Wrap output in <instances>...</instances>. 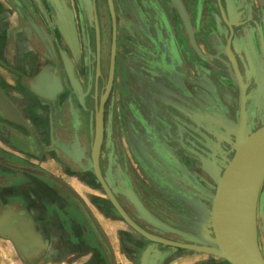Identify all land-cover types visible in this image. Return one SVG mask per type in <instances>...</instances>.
<instances>
[{
  "label": "flooded vegetation",
  "instance_id": "obj_1",
  "mask_svg": "<svg viewBox=\"0 0 264 264\" xmlns=\"http://www.w3.org/2000/svg\"><path fill=\"white\" fill-rule=\"evenodd\" d=\"M189 1L191 0H180L187 17H189L196 50L193 48L187 33H185L178 11L171 0H110L112 8H110L109 0H32L37 4L38 11L44 13V17L41 16V24L44 27H39L33 22L29 24V27L34 33L36 32L33 26L39 32L42 40L36 35L45 48L44 56L48 64L44 81L45 87L40 85L35 89V93L38 95L40 93L38 90L44 93L53 91V96L23 98V106L26 109L24 113H21L16 105L6 98L16 109L21 122L8 119L7 122L15 125L16 129H13V132L10 133L6 132L10 129H8L9 127L6 128L7 126L3 122L2 125L6 127H2L0 131L6 136L5 138L9 137L10 140L14 138L12 134H15V137L16 135L22 136L29 147L27 154L31 161L35 159L42 161L45 156H50L51 160L60 162L61 165L57 166L65 176L81 178L86 183L92 182L94 186L99 183L92 166L89 164L92 163L89 132L91 127L92 133H94L95 118L97 112L101 110L102 142L97 164L101 178L112 192L123 212L140 229L153 236H162L167 241L185 244L189 242L185 238L188 239L190 236L194 238H212L211 233H206V228L209 223L210 200L213 195L215 180L201 171L203 162L197 155L206 158L208 162L217 167L216 170H210L212 174L217 173L216 177L219 174L221 176L222 171L232 157V147L226 141L235 142V137L232 136L234 133L225 130L214 122L217 118L216 115L227 118L237 128H240L239 121L242 119L241 122H243L244 118L240 116L239 101L244 98L243 110L246 128L252 133L260 128L264 122V106L262 108L261 105L264 100V0H197V2L195 0V6L200 8L207 6L212 20L211 31L206 33L204 38V52L196 41L192 19L187 9ZM17 4L19 3L17 2ZM66 7L70 8L71 13L69 14L70 16L72 14L73 20H76L82 27L85 38V42L79 47L81 52L77 63L71 60L68 51L64 50L61 44L62 40L59 32L66 31L67 34H70L71 31H74L73 27H65L66 21L64 18L61 22H58V18L62 16ZM14 8H17L15 4ZM22 8L27 13L26 19L28 18L29 22L31 19L33 20L34 18L30 15L32 13L30 11L33 10H29L24 6ZM50 8H53V13L49 11ZM165 13L173 19L174 23H176V20L180 22L186 37V47L181 46L182 48H179L176 39L171 35L170 29L167 31L158 26L159 17ZM166 23L170 25L169 21ZM173 26L175 27V25ZM130 31L133 40L136 42L135 49L130 46L131 43L128 38ZM154 39H157L156 45H154ZM132 51H134L136 57L130 55L129 52ZM164 61L170 66L163 71L159 68V65ZM208 64L213 67L212 71L206 68ZM133 80L138 82L134 86L138 89L137 101L131 98L130 101H133V105L138 108L137 112L128 107L127 100L131 95L130 86L131 82L134 83ZM73 81L81 92L82 102H80L79 95L74 89ZM191 82L200 85L201 90H196V94L190 93L191 87L189 85ZM117 98H119V102H117ZM118 104L123 118V140L125 143V145L123 144V167L126 166V169H123V173L118 170L117 166L114 167L113 160H111L113 152L120 154L119 150H121L120 143L117 140L119 127L115 110ZM65 110H68L67 115ZM163 110H166L167 113L164 114ZM1 111L5 113L2 109H0V113ZM39 111H42L40 114L46 116V119L43 120L41 126L33 125V127L41 132L46 144H44V147L38 145L37 149L34 138L36 136L33 133L35 130L30 128L24 114L30 116L34 112V114L39 115ZM158 111L161 116L169 117L168 119L163 118L170 125L165 131L178 136L181 154L194 161L191 163L189 160H183L189 168H192L194 164L198 169V174L194 176V180L197 182L202 177L211 184L208 185L201 180V185L204 188L208 187L211 191V194L206 197L200 194L205 205L203 215H201V211L189 205L184 207L185 213L191 217L193 216L192 218L197 215L205 217L204 224H199L197 229L192 227L183 229L179 224L174 222L170 224L166 223L165 219L163 221L159 219L169 228L186 234L188 237L185 238L180 234L171 232V230L159 229L148 224L125 196L126 189L130 188L148 211L153 212V215L157 213L156 207H152L148 203L152 208L151 210L142 200L137 189L140 183L137 184V175L125 159L124 147L128 143L133 144L134 130L140 134L139 139L141 142L138 144L144 146L148 143L143 130L151 124L150 122H154L152 128L155 131L159 129V124L155 122V115H158ZM138 112L142 123L136 120L135 124L131 126L129 119L134 121L135 117L138 116ZM170 113L186 119L193 126V131L199 135V138H196L192 133L173 128ZM2 118L4 117L2 116ZM191 119L195 120L196 123ZM142 124H145V126L143 127ZM30 132L34 136H29ZM25 134L26 136H23ZM154 135L150 138H154ZM75 136L82 142L79 149L73 147V142H68V144L61 141L62 139H74ZM30 137H32L33 142L35 141L34 143ZM158 137L164 138L157 134L156 138ZM173 139V135L168 137L170 141ZM207 145L213 151V154L201 153V150L204 149L203 146L207 147ZM196 150L200 151L196 152ZM0 164L3 166L1 169H5V174H7L6 170H14L33 179H30V181L42 180L44 184L49 185L47 187L48 191L52 190L55 193L62 190L68 198L75 200L79 205L74 198L78 196L77 193L66 184H64V187L59 185L61 177L27 163L8 166L7 163L4 164L0 161ZM82 168H85V173L79 174ZM186 172L188 177L192 178L193 173L187 170ZM5 174H2L0 178L7 176ZM108 177L116 181L115 188L110 187ZM133 183H135V186L132 185ZM100 191H102L101 186ZM261 192L260 189L256 215H258L259 210L258 204L259 207L261 204ZM105 200L103 202L94 198L92 202L98 203L97 207L100 210L105 212L108 209L109 211L106 212H110L111 215L115 213L123 221L118 213L113 210L107 198ZM15 206L7 200L5 204L0 205V209L9 211L10 207ZM19 207L20 212L24 210L21 206ZM159 213L165 215L160 210ZM85 218L87 219L86 215ZM123 223L131 229L136 240L143 244L142 247H139V245L136 247L131 243L135 238L123 237V248L139 253L136 257L138 263L143 250L146 257L154 264H164L163 259L168 260L166 258H170L172 255L176 256L179 252L170 251L167 246L163 245L162 248L157 243L148 241L126 222L123 221ZM16 234L18 239L26 246L34 245L35 239L29 230L21 229L20 233L17 232ZM96 236L103 246V242L97 234ZM205 244L209 245L207 241ZM103 247L108 259L110 256L113 259L111 248L109 247L108 251L105 245ZM153 249L160 251H158L157 256ZM196 255L214 260L209 255L201 253H196ZM218 262L219 264H225L222 261Z\"/></svg>",
  "mask_w": 264,
  "mask_h": 264
},
{
  "label": "crops",
  "instance_id": "obj_2",
  "mask_svg": "<svg viewBox=\"0 0 264 264\" xmlns=\"http://www.w3.org/2000/svg\"><path fill=\"white\" fill-rule=\"evenodd\" d=\"M14 4L17 8H14ZM21 5L29 10L32 9L31 6L33 7V11H30L33 14L30 15L35 20L31 19L29 22L28 18L26 19L27 13ZM39 12L37 4L32 0H0V91L16 105L21 113L26 111L22 102L23 98H34L35 96V98H43L35 93V89L40 85L45 87L44 81L48 71L44 46L36 33L29 27L32 22L39 27L42 26ZM33 15L39 16L37 18ZM34 112L30 116L24 114V117L30 128L35 130L33 133H35L36 142H34L38 149V145L44 147L46 142L41 132L37 131L33 125L41 126L46 116L40 114L42 111H39V115ZM36 113L38 112L36 111ZM7 121L9 120L0 116V131L2 127L7 126L6 128L9 127L10 130H6V132H13L12 130L16 129V126ZM3 122L6 126L2 125ZM12 135L14 138L10 140L0 132V161L4 164L7 163L8 166L27 163L47 170L46 161L49 156L42 158V161L36 159L31 161L27 154L29 147L25 139L19 135L16 137L15 134ZM30 135L34 136L31 132ZM31 140L33 142V139ZM55 164L56 167L61 165L57 160ZM1 165L0 176L5 174V169L2 170L3 166ZM6 173L7 176L0 178V205L5 204L8 200L11 205L16 206L10 207L9 211L0 209V216L8 218L15 213H24L36 246L32 245L34 249H30L33 250L23 249V251L13 240L0 237V264H140V261L138 263L136 259L139 253L123 248V236L127 235L123 224L110 212L90 206V201L96 198V193L85 190L83 181L56 175L61 177L60 181L63 185L70 186L77 193L88 208L111 248L113 260L110 259L111 256L109 259L101 256L99 247L104 250V245L102 246L99 242L81 207L75 200L68 198L64 191L60 190L55 193L52 190L48 191L49 185L44 184L42 180L30 181L31 178L14 170H6ZM91 203L95 205L94 202ZM17 206H21L24 210L20 212L21 209ZM18 224L20 227L21 223L18 222ZM117 237L119 240L116 239ZM131 243L136 247L143 246L136 239H133ZM117 250L120 252L118 253ZM163 262L164 264H206L207 262L219 264L215 259L198 258L192 262L185 256L175 255L171 259H163Z\"/></svg>",
  "mask_w": 264,
  "mask_h": 264
},
{
  "label": "rangeland",
  "instance_id": "obj_3",
  "mask_svg": "<svg viewBox=\"0 0 264 264\" xmlns=\"http://www.w3.org/2000/svg\"><path fill=\"white\" fill-rule=\"evenodd\" d=\"M196 2H197V0H196ZM196 2H195V0L189 1V5L187 6V9H188L190 17L192 19V26H193V29L195 31L196 41H197L200 49L204 52V50H205V39L204 38L206 37V33H208V32L210 33V31H211L212 20L209 16L207 6L200 8L199 6H195ZM31 8H32L31 10H33L32 6H31ZM49 11L51 13L54 12L53 8H50ZM69 13H71L70 8H68V7L64 8V12L61 16L62 18L61 17L58 18V22H61V20L64 18L66 21L64 24L65 27H69V28L73 27L74 31L73 32L71 31L70 34H67L66 31H64L63 33H61V32H59V33H60V37L62 40V43H61L62 47L64 48V50L68 51L71 60L74 63H77L78 58H79V53L81 52L79 47H81V44L83 42H85V38L83 36L82 27H80L79 23L76 20H73L72 14L70 16ZM48 14L51 15L50 13H48ZM39 15H35V16L33 15V16L37 17V18H38V16L40 18H41V16L44 17V13H42V12H39ZM51 17H52V15H51ZM159 18L160 19L158 22L159 23L158 26L163 28L164 30H167V31L170 29L171 35L174 39H176V44L179 48L181 46L183 48L186 47L187 42H186V39H185L186 37L184 34V29H183L184 27L182 28V26L180 25V22L178 20H176V23H174L173 19L171 17H169V15H167V13L161 15V17H159ZM168 21L170 22V25H169V23L168 24L166 23ZM173 25H175V27ZM42 27H44V25ZM130 34H131V31L128 35V38H129L130 43H131L130 46H132L135 49L136 42L133 40V35L131 34L132 35V37H131ZM153 41H154V45H156L157 39H154ZM129 53H131L130 55L136 57L134 55V51L129 52ZM169 66L170 65L164 61V63H162V62L160 63L159 68H161V70L164 71V70H167V67H169ZM206 68H208V70H210V71L213 70V67L209 64L206 65ZM134 83L131 82V86H130L131 87V89H130L131 95H130V97H128L127 100H128V104H129L128 107L130 109H132V111L137 112L138 108H136L133 105V101H130L131 99H133L134 101H137V90L138 89L136 87L134 88V86L138 82L134 81ZM189 86L191 87L190 88L191 94H193V93L196 94V90H201L199 88L200 85H196L193 82H191ZM117 102H119V98H117ZM261 105L263 108L264 100H263V102H261ZM153 108H155V107H153ZM200 108H201V106H200ZM115 110H116V115H117L116 120L118 122L117 125L119 127L118 128L119 129L118 130L119 136L117 135V140H118V143H120L121 150H119L120 154H116L113 152V154L111 156V160H113L114 167L117 166L118 170L120 172L122 171V173H123V169L124 168L126 169V166L123 167V144L125 145V143L123 140V118H122V113L119 110V104ZM162 112L164 114L167 113L166 110L165 111L163 110ZM65 113L67 115L68 110ZM155 113H157V112H155ZM170 115H172L171 123H173V126H172L173 128H175L176 130L192 133V135L196 136V138H199V135L196 134L195 131H193V129H194L193 126L186 119H184L182 117L174 116L172 113H170ZM216 116L218 117V119L220 121V118H219L220 115H216ZM155 117H156L155 122L157 124H159V126H160L159 129H156V131H155L152 128L154 122H150L151 124H149V126H146L143 130V132L145 133L147 140H148L147 141L148 143L145 144L147 146H145V145L143 146L142 144H138L141 142L139 139L140 134L134 130V132H133V136H134L133 137V144L128 143L127 146L124 147L125 148V154H124L125 159L129 162L130 166L133 168L134 172L137 175V178H138L137 184L139 185V183H140V185L137 189L139 190V193L141 194L140 196H141L142 200L145 202V204L147 205V207L149 209L152 210V208L148 205V203H150V205L152 207L154 206L157 208V213H154V215L152 214L153 212L151 213L149 211L154 217L156 216L158 218V220L160 219L161 221H163V219H165L166 223L171 224L174 222L176 224H179L182 226L183 229L190 228V227L197 229L199 224H201V223L204 224V218H205L204 216L200 217L201 215H203L205 213V212L203 213L205 205H204V202H202L201 196L206 197L209 194H211V191L208 187L204 188L201 185V183H202L201 180L206 182L208 185H211V184L209 183V181L203 179L202 177H200L201 180H197V182L194 180L195 179L194 176L198 174V169L195 167L194 164H193L192 168H189L187 165L184 164L183 160H189L191 163H193L194 161L191 158H186L181 154V152L179 150V149H181V146L179 143L180 139L178 138V136L174 135L173 133L170 134L171 132L165 131V129L168 128L170 125H169V123H166L164 119H168L169 117L161 116L159 111H158V115H155ZM136 120L140 121L142 123V119L140 118L139 112H138V116L135 117L134 121L132 119H129L131 126H132V124H135ZM191 120H193V119H191ZM245 121H246V119H244V122ZM193 122L196 123L195 120H193ZM214 122H216V121L214 120ZM142 125H143V127L145 126V124H142ZM154 134H156V135H154ZM157 134L163 136L164 138H162V137L156 138ZM152 135H154V138L151 139L150 137ZM170 135L174 136V139L172 141L168 140V137ZM232 136H234V135L232 134ZM108 138H109V135H108ZM61 141H65V143H68V142L72 143L73 142V144H74L73 147H75L77 149L81 148V146H82V142H80L76 138V136L74 137V139H69V140L68 139L67 140L62 139ZM198 144L200 145V143H198ZM203 148L204 149L201 150V153H207L209 155L213 154V151L210 150L208 145H207V147L203 146ZM199 151L200 150H196V152H199ZM45 157H47V156H45ZM49 157H48V160L46 161L48 164L47 170L49 171V173H52L53 175H57V176H61V177L65 178L66 176L64 175V173L58 167H56V164H55L56 160H51V159H49ZM210 165H212V164H210ZM210 165L208 166L206 164V168H207V166L210 167ZM214 167H215V165H214ZM80 170H82V171L79 172V174L85 173L84 172L85 168H82ZM186 170L193 173V176L191 175L192 178L188 177V175H187L188 173L186 172ZM201 171L205 175L209 176L202 169H201ZM73 178L83 181L84 182L83 187L85 188V190L94 191L96 193L95 199H97L99 201L102 200L103 202L106 201L105 200L106 199L105 194H103V192H102L103 190L100 191L99 184L96 183L93 186L92 182L86 183V181L82 180L81 178H78V177H73ZM211 178H213V177H211ZM213 179L215 180V178H213ZM108 180H109L110 187L115 188L116 181L111 177H108ZM130 182H132V181L130 180ZM132 185L135 186V183H133ZM215 185H216V180H215ZM261 187H262V188H260L262 191L261 196H260L261 204H260V207L258 204L259 210H258V215H256V222H257V228L256 229L258 232V247H259L261 255L264 259V255H263V252H264V180H263ZM214 189H215V187H214ZM214 189H213V195H212L211 200H210V205H211L212 198L214 196ZM200 194H201V196H200ZM258 197H259V195H258ZM91 202H92V200L90 201L91 207H96V209L100 210L97 207L99 205L98 203L93 205ZM257 202H258V200H257ZM186 205L187 206L189 205L190 207L197 209L198 211H201L202 214L194 216V218H192L193 216L191 217L189 214H186L184 211V207ZM169 209H170V211L168 212ZM256 209H257V205H256ZM159 210L161 211V213H164L165 215H161L159 213ZM101 211H103V210H101ZM106 211H109V210L106 209ZM112 214H113L114 218H117L121 222V224H123L122 225L123 229L125 231H127V235L123 236V237L126 238L128 236L127 238H129V239L135 238L133 235L134 233L131 231V229L128 226H126V224H124L123 221H121L115 215V213H112ZM161 223L164 224L163 222H161ZM164 225H166V224H164ZM159 229H165V228H159ZM207 229H209V228H206V230ZM166 230H167V228H166ZM168 230H170V229H168ZM161 231H163V230H161ZM206 233L208 234V232H206ZM156 237L164 239L162 236H156ZM116 239L119 240L118 237ZM164 240H166V239H164ZM183 244H185V243H183ZM186 244H189V242ZM158 245H160V247L163 248L162 244H158ZM99 249H100L101 256L108 259L107 253L103 250V248L99 247ZM169 249H170V251H179V252H177L176 256H178V257L179 256H185V257H187V259H190V261H192V262H195L198 258L199 259L201 258L204 260L205 259L211 260V258H209V257L202 258V256L196 255L197 252L194 253V251L190 252L189 250H181V249H175V248H171V247H169ZM117 252L119 253L120 251L117 250ZM197 254H200V253H197ZM173 256L174 255L170 256V258L168 257L167 259H171V257H173ZM110 259H112V258H110ZM215 261H217V262L222 261L225 264H227L225 261H223L221 259H215ZM206 264H212V263L207 262Z\"/></svg>",
  "mask_w": 264,
  "mask_h": 264
},
{
  "label": "water",
  "instance_id": "obj_4",
  "mask_svg": "<svg viewBox=\"0 0 264 264\" xmlns=\"http://www.w3.org/2000/svg\"><path fill=\"white\" fill-rule=\"evenodd\" d=\"M110 2V0H109ZM110 8L111 7V2L109 3ZM179 14V13H178ZM180 15V14H179ZM187 15V14H186ZM180 17V16H179ZM181 19V17H180ZM189 19V17H187V20ZM182 24L184 26V29L186 31V33L189 35L191 33V26H190V21H188L189 26L186 27V24L184 25V20L181 19ZM184 22V23H183ZM36 34L38 35V37L40 38L39 32L37 31V29L33 26ZM189 32V33H188ZM40 40H42L40 38ZM193 48L195 49V44L193 45V41L191 39V37L189 38ZM196 50V49H195ZM60 88V86H59ZM40 93H38V96H42V97H49V96H53V91L52 92H42L40 90H38ZM0 99H4L5 101H7L9 103V106L12 108L13 112H15V116L12 114H5L1 111V116H3L6 119H11V120H17L21 122V118L19 117L16 109L14 108V106L6 99V97L0 92ZM244 98H241V100L239 101V109L240 106H242V109L244 107ZM2 107H0L1 109ZM101 109V107H100ZM243 125V122H242ZM264 122L261 125V128L257 129L256 131L252 132V134L247 138L246 141H243L242 143H240V133L234 134L235 137V142L234 144H237L238 142L240 143L239 146L237 147V149L234 152V155L232 157V159L228 162L227 166L225 167V169L222 171L221 177L223 179H229L228 183H225V185L221 186L219 189V197H218V201L217 204L215 203V205L213 206V216L214 219H212V214H211V219H212V226H213V233L215 235V237H218V232H217V227H216V223L217 222V216L218 213L220 212L222 213V226H227L228 227V207L231 201V197H232V192H233V182L235 183L236 178H238L240 176V174L242 173V171L248 166L251 165L253 163H255L256 161H258L262 156H264ZM241 128L243 129V126H241ZM245 132V131H244ZM247 135L249 134V132H245ZM89 138H90V158L92 163L90 162L89 164L94 167V173H95V177L97 179V182L100 184L105 197L107 198V200L110 202L111 207L113 208V210H115L118 213V216L124 221L126 222L131 228H133L136 232H138L141 236L145 237L148 241L151 242H156L158 244H162V245H171V246H175V247H179V248H186L188 250L194 251V252H206L207 254H210V257H213L215 259H222L221 257L217 256L216 257V253L214 252V250L211 248L205 250V249H201L202 246L204 245V237H197L196 239L192 236V237H188L186 234L179 232L177 230L172 229L174 233L180 234L181 236L188 237L185 238V240L189 241V244H181V243H174V242H170L164 239H161L159 237L150 235L149 233H147L146 231L140 229L139 227H137L130 219L129 217L123 212L122 208L120 207L119 203L117 202V200L115 199V197L113 196L112 192L108 189L107 185L105 184V182L103 181V179L101 178V175L99 174L98 170H97V163H98V155H99V149L101 146V142H102V119H101V110L97 112L96 118H95V131L94 133H92L91 127H90V132H89ZM222 138V137H221ZM224 139V138H223ZM227 140V139H226ZM229 141V140H228ZM229 144H231V147L234 146V144H232L229 141ZM239 149V150H238ZM201 162H203V167L205 164V160H201ZM202 167V168H203ZM232 175H234V180ZM264 176V174H263ZM231 177V178H229ZM233 181V182H232ZM59 185L61 186H65L62 183L59 182ZM219 185V184H218ZM226 187V188H225ZM227 191V192H226ZM132 192V191H131ZM125 196L127 198V200L144 216L145 220L157 227V228H162L161 225V221H159L156 217H154L153 215H151L142 205L141 201L139 200V198L132 192L130 194H126ZM77 202L79 203L80 207L82 208L83 212L85 213L89 223L91 224V226L93 227V229L95 230L96 234L98 235V237L100 238V240L103 242V244L106 246L107 250L109 251V246L105 240V237L101 231V229H99V226L97 225V222L94 220V218L92 217V215L90 214V212L88 211V208L85 206V204L81 201V199H79L78 196L74 197ZM215 207V209H214ZM214 211L216 213V216L214 215ZM24 213H15L12 216L8 217V218H4L2 216H0V237L5 238V239H9V240H13L14 242L17 243L18 247L23 250H33V246H26L24 243H22L17 236V232L20 231L21 229H25L26 231H30V226H29V222L28 220L24 217ZM253 222H256V217L253 218ZM18 222H20L22 224V226L18 227ZM224 226V227H225ZM208 228V225H207ZM257 229H255L254 227V231L256 232ZM31 232V231H30ZM220 232V231H219ZM32 233V232H31ZM228 237V238H227ZM226 237V239L222 242L219 241L217 242V248L219 249V251L221 252L222 256L231 264H261L258 263L257 261H255L254 259H248V257L246 256V253L244 252V250L240 247L239 244V240L237 238H235L233 236V238L228 235ZM24 244V246H23ZM34 246H36L34 244ZM199 247V248H197ZM211 247H213V245L211 244ZM33 248V249H30ZM234 250H236V253L239 254L240 258L236 259L235 256H233V252H235ZM24 251V250H23ZM159 251V250H158ZM158 251L153 249V252L156 254V256L158 255ZM232 253H229L231 252ZM160 252V251H159ZM228 253V254H227ZM25 254H27L25 252ZM140 264H154L152 263L151 260H149L146 255L143 253L141 258H140Z\"/></svg>",
  "mask_w": 264,
  "mask_h": 264
},
{
  "label": "bare ground",
  "instance_id": "obj_5",
  "mask_svg": "<svg viewBox=\"0 0 264 264\" xmlns=\"http://www.w3.org/2000/svg\"><path fill=\"white\" fill-rule=\"evenodd\" d=\"M171 2L174 4L176 10L180 14L179 16L181 17V19L184 20V22H185V23L183 22L184 25L186 24V27L189 26V24H188L189 20H187V15L184 11V8H183L180 0H171ZM187 36H188V38L191 37L192 41L194 42L192 31L189 35L187 34ZM193 45H194V43H193ZM66 66H68V65L66 64ZM73 86L79 95L80 102H82L81 92H80L79 88L77 87V85L74 81H73ZM240 91L243 95V92L241 89H240ZM0 107H2L1 109L5 112V114H12V116L13 115L15 116V112H13L12 108L9 106V103L7 101H5L4 99H0ZM239 111L241 113L240 116H243V118L245 119L244 110L242 109V106H240ZM219 118H220V121H219L218 117L216 118L215 121L222 128H224L227 131H232L235 134V136H236V134L240 133V143H242L243 141H246L247 138L252 134L248 130V128H246V123L244 122V120H243V125H242V122H241L242 119L239 121V123H240V126H243V129L241 127L238 129L236 127V125L232 121L228 120L227 118H225L223 116H220ZM244 131L247 133L249 132V134L247 135ZM226 142L229 144V141H226ZM234 143H236V142H232V144H234ZM240 143L238 142L237 144H234V146H232V157H233L234 152ZM229 145H231V144H229ZM197 156L200 157L201 160L205 159L204 167L201 166V169L204 172H206L209 176L215 178V180H216V185H215V189H214V196L212 198L211 205H210V218H209V224H208L209 229L206 230V232H208V234L209 233L212 234V238H211L212 240L210 239V237L209 238L205 237L204 238L205 242H204V245L202 246L201 249L207 250V249L211 248V250L213 249L214 252L216 253V257L219 256L222 258L221 260L225 261L227 264H231L222 256L221 252L217 248V242L220 241L222 244V242L226 239V237L228 235H230L232 238L234 236L235 238H237L239 240L238 245H240V247L244 250V252L246 253V256L248 257L249 260L254 259L258 263L264 264V259L261 255V252H260L259 247H258V232H257V230H256V232L254 231V227H255V229L257 228V222H253V220H254L253 218L256 217V205H257L259 191H260L261 185H262L263 180H264V176H263V174H264V156H262L255 163L248 165L242 171L240 176L238 178H236L235 183L232 181L234 187H233L231 201H230V204L228 207V220H227L228 221V227L225 225H224L225 227L221 225L222 213H221V211L217 212L218 213V216H217V222L218 223H216V227H217V232L219 235L218 237H215V235L213 233V226H212L213 225L212 219H214L213 206L215 205V203L217 204V201H218V197H219V189L218 188H220L222 185L224 186L225 183H228L229 179L228 178L227 179L220 178L221 177L220 174L218 177H216L217 173L212 174V172H210V170L213 171L217 167L215 166L216 167L215 168L214 164L210 165L211 163L208 162V160L206 158H203L200 155H197ZM232 157H231V159H232ZM206 164L208 166L210 165V167L207 166V168H206ZM92 168H93V171H95L94 167H92ZM97 170L99 172L98 165H97ZM99 174H100V172H99ZM94 175H95V173H94ZM232 177L234 180V178H235L234 175H232ZM229 178H231V177H229ZM131 191H132L131 189L127 188L126 194L127 193L130 194L133 192V191L132 192ZM214 209H215V207H214ZM211 214H212V219H211ZM140 215L144 218V216L141 213H140ZM214 215L216 216L215 211H214ZM144 220H145V218H144ZM161 227L165 228V229L167 228V229H170L171 231H173L171 228H169L168 226H166L164 224L161 225ZM206 241L209 245L205 244ZM174 243H176V242H174ZM181 244H183V243H181ZM211 244L213 245V247H211ZM164 246L175 248V249L188 250L186 248H179V247H175V246H171V245H164ZM197 248H199V247H197ZM189 251H191V250H189ZM234 251L235 252H233L232 255L235 256L236 259L240 258L239 254L236 253V250H234ZM200 253L210 256V254H207L206 252H204V253L200 252ZM229 253H232V251Z\"/></svg>",
  "mask_w": 264,
  "mask_h": 264
}]
</instances>
